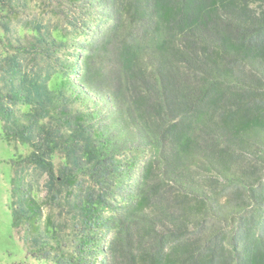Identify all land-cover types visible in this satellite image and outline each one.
Segmentation results:
<instances>
[{
    "label": "trees",
    "instance_id": "1",
    "mask_svg": "<svg viewBox=\"0 0 264 264\" xmlns=\"http://www.w3.org/2000/svg\"><path fill=\"white\" fill-rule=\"evenodd\" d=\"M35 1L0 0L27 255L264 264V0Z\"/></svg>",
    "mask_w": 264,
    "mask_h": 264
},
{
    "label": "rangeland",
    "instance_id": "2",
    "mask_svg": "<svg viewBox=\"0 0 264 264\" xmlns=\"http://www.w3.org/2000/svg\"><path fill=\"white\" fill-rule=\"evenodd\" d=\"M35 7L36 1L31 0ZM254 9L258 8L253 4ZM5 14H0V18ZM23 34V32H21ZM5 39V34L0 28V41ZM29 152L26 145L20 143H8L2 137V126L0 123V264H41L27 255L26 247L21 239L23 230L14 229L12 226L11 213V179L13 175L12 162L17 157H23ZM60 159L56 158L55 163ZM263 182L260 188H264V173L262 174ZM41 192L39 197H43ZM107 247V243L104 244ZM104 255H100V260H104Z\"/></svg>",
    "mask_w": 264,
    "mask_h": 264
}]
</instances>
